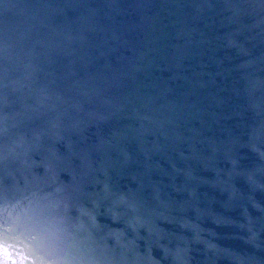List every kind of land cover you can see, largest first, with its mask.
<instances>
[{
  "label": "water",
  "instance_id": "95a60500",
  "mask_svg": "<svg viewBox=\"0 0 264 264\" xmlns=\"http://www.w3.org/2000/svg\"><path fill=\"white\" fill-rule=\"evenodd\" d=\"M0 264H264V0H0Z\"/></svg>",
  "mask_w": 264,
  "mask_h": 264
}]
</instances>
